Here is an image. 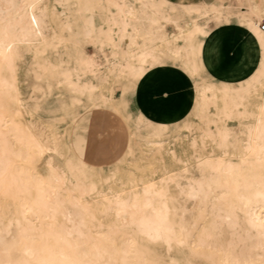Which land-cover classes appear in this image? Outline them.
I'll list each match as a JSON object with an SVG mask.
<instances>
[{
    "label": "bare ground",
    "instance_id": "obj_1",
    "mask_svg": "<svg viewBox=\"0 0 264 264\" xmlns=\"http://www.w3.org/2000/svg\"><path fill=\"white\" fill-rule=\"evenodd\" d=\"M105 1L111 14L106 23L112 29L108 31L115 36L109 38L113 44L110 46L119 58L112 66H121L120 73L135 75L145 65L161 64L157 58L160 52L154 51L184 56V64L192 71L197 65L205 70L201 60L205 38L234 14L257 38L261 55L258 65L247 77L236 81L221 80L224 101L232 103L231 99H226L228 94H239L252 87H244L242 82L264 79V33L258 27L264 19V0H245V7L236 11L215 6L210 13H202L206 17L201 24L197 16L191 17L189 29L181 27L170 13H159L153 8L152 1L163 6L170 4L166 0ZM175 6L170 4L171 9ZM182 7L188 8L191 14L197 12V5ZM48 10L45 0H0L3 19L0 21V264H166L151 260L141 249L142 242L147 246L161 244L171 264H183L189 255L205 264H264V102L245 147L246 153L238 156L234 164L223 158L225 151L221 150L214 177L205 181L208 190L200 188L193 193L202 201L214 193V197L226 201L227 206L239 208L254 231L250 236L258 240L261 250L258 259L242 260L231 251L206 246L194 239L193 226L182 225L179 231L174 229L169 217L171 209L166 184L157 187L151 178L148 179L157 168L162 172V164H141L140 157L128 150L116 172L106 176L97 171V180L85 184L77 173L71 143H63L57 130L50 126L48 146L32 130L24 115L27 110L18 49L26 44L34 49L46 48ZM158 13L164 21L176 24L179 35H167L156 16ZM198 34L202 35L201 43H196ZM33 37H37V44ZM177 39L182 43L177 44ZM140 40L149 43L141 44ZM155 40L161 42L160 46L153 44ZM181 48L184 53L180 52ZM193 49L199 52L194 55ZM120 60L127 66H122ZM36 65V74L42 77L46 69L39 62ZM109 71L112 73L116 69L112 67ZM57 85L68 92V97L61 101V110L66 116L68 110L79 106V96L86 94L89 87L75 83L68 76L60 78ZM212 89V86H202V91ZM59 94L64 96L63 92ZM89 99L85 109L93 113L99 104ZM195 114L202 120V102L197 104ZM148 142L159 143V140ZM48 148L61 159V171L45 158ZM42 163L47 168L46 177L39 171ZM146 166L150 170L145 174L142 169ZM217 190L219 195H216ZM111 216L119 218L118 222H110ZM225 216L230 223L235 222L232 214Z\"/></svg>",
    "mask_w": 264,
    "mask_h": 264
},
{
    "label": "rangeland",
    "instance_id": "obj_2",
    "mask_svg": "<svg viewBox=\"0 0 264 264\" xmlns=\"http://www.w3.org/2000/svg\"><path fill=\"white\" fill-rule=\"evenodd\" d=\"M174 1L195 3L202 0ZM152 2L156 11L175 16L178 24L185 29L192 26L191 17L197 16L196 20L201 24L206 17L202 13H210L215 6L235 11L240 10V6L245 7V0H210V3L197 4V12L191 14L187 12L188 8L176 5L175 9H171L170 4L160 6ZM45 3L50 5L46 17L49 24L46 48L41 49L40 46L34 49L26 44L18 49L23 73L22 94L27 110L24 115L32 130L46 142L48 127L51 126L60 134L63 143H71L77 173L85 184L97 180V171L106 176L116 172L119 165L123 164L121 159L128 150L140 157L141 164H162V172H158L157 168V172L152 176L149 174L148 179L151 178L157 187L166 184L164 187L171 209L169 217L176 231L182 230V225L193 226V238L204 245L231 251L242 260L258 259L261 253L258 240L250 236L254 231L241 216L238 207L227 206L226 201L216 199L214 193L204 201L193 195L200 188L208 190L205 181L208 177H214V167L222 155L221 150L225 151L223 158L234 164L238 156L246 153L245 147L264 102V79L259 82H242V86L252 87L239 94H228L226 99H231L233 105L226 103L223 98L225 96L220 82L229 77L228 70L232 62L229 54L230 36L232 32L243 34V29L238 25H226L215 32L219 70L206 73L202 65H197L195 71H192L184 64V56L154 51L160 52L157 58L161 64L152 67L145 65L133 75L120 73L121 66H112L117 59L119 62V58L114 54L117 51L110 46L113 44L109 38L115 36L108 31L112 29L106 23L111 14L105 0H45ZM159 13L156 16L167 35H179L176 24L164 21ZM237 19L233 14L227 22H237ZM0 21H3L2 17ZM195 39L196 43H201L202 35H196ZM32 40L35 44L38 43L37 37ZM175 42L182 43L181 39ZM139 43L149 42L140 40ZM153 44L160 46L161 42L155 40ZM184 51L180 49L181 53ZM198 52L197 49L192 51L194 55ZM36 62L46 69L42 72V77L36 74ZM120 62L122 66H127L124 60ZM232 63L237 65L234 60ZM112 67L116 71L111 73L109 70ZM155 68L170 69L183 79L182 90L187 95L186 110L175 121H155L137 106V83ZM63 76L89 87L86 94L79 96V106L68 110L66 116L61 110V101L68 97V92L57 85V81ZM203 85L212 86L213 89L202 91ZM59 92H63L64 96H59ZM89 98L99 104L93 113L85 109L87 102H90ZM201 102L202 120L195 114L197 104ZM66 130L69 131L66 133ZM205 130L209 136L204 134ZM150 139L159 140V143H149ZM46 144L50 146L48 142ZM45 154V158L50 160L55 169L61 171V159L55 152L48 148ZM149 170V166L142 169L145 174ZM39 171L46 177L45 164H41ZM217 192L216 195H219L218 190ZM226 214H232L235 222L230 223ZM118 219L113 216L108 218L110 222H118ZM140 244L151 260L172 263L161 244ZM183 264L205 263L189 255Z\"/></svg>",
    "mask_w": 264,
    "mask_h": 264
},
{
    "label": "crops",
    "instance_id": "obj_3",
    "mask_svg": "<svg viewBox=\"0 0 264 264\" xmlns=\"http://www.w3.org/2000/svg\"><path fill=\"white\" fill-rule=\"evenodd\" d=\"M166 1L171 5H177V7L197 5L203 2L210 3V0H202L195 3L174 0ZM242 7L244 6H240V8ZM226 25H238L243 29V34L232 32L230 36L231 51L229 54L232 62L234 60L237 65L234 66L231 62L228 70L229 77L221 79L224 81H236L247 77L254 71L261 55V47L257 38L238 19L237 22H223L209 33L204 40L203 48L201 47V60L205 66L206 73L220 69L215 49V40L217 39L215 32ZM172 72V70L167 68H155L147 72L137 83L135 91L137 106L150 119L168 123L180 118L186 110L187 95L182 90L184 88L183 79Z\"/></svg>",
    "mask_w": 264,
    "mask_h": 264
},
{
    "label": "built area",
    "instance_id": "obj_4",
    "mask_svg": "<svg viewBox=\"0 0 264 264\" xmlns=\"http://www.w3.org/2000/svg\"><path fill=\"white\" fill-rule=\"evenodd\" d=\"M259 30L264 33V19L258 23Z\"/></svg>",
    "mask_w": 264,
    "mask_h": 264
}]
</instances>
